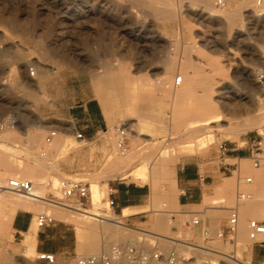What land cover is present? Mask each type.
<instances>
[{"label":"rangeland","instance_id":"rangeland-1","mask_svg":"<svg viewBox=\"0 0 264 264\" xmlns=\"http://www.w3.org/2000/svg\"><path fill=\"white\" fill-rule=\"evenodd\" d=\"M168 1L174 4L175 12L170 19L158 15L152 9L154 7L150 6ZM211 1L214 4V0ZM230 1L232 0H228L221 11L227 9ZM197 3L199 0H0V126L12 114L26 118V113L12 109L11 106L20 101L27 102L28 88H33L37 93L39 67H48L51 70L53 67L57 68L56 76L63 80L65 89L80 90L87 96H95L106 116L104 129L99 135L101 155L97 168L85 169L74 175L60 174L58 164L64 160L66 152H78L86 145L73 140L62 147L58 144L59 139H63L60 134L54 136L50 143H46L50 130H44L40 132L39 146L33 139L23 146L21 138L15 142L18 143V148L15 147L14 150L0 144V177H16L9 175L2 167L5 158L18 169L19 176L31 181L36 192L49 200H57L59 197L55 185L61 179L87 182L90 195L94 189L101 191H98L101 194L96 205H91L88 198L83 210L95 209L96 213L109 214L115 219L121 212L116 207L114 195L110 193L118 182L134 181L144 185L148 192L146 205L128 209L130 215L121 219L124 225L118 227L110 222L102 223L81 215L78 218V214L73 212L40 204L39 209L29 210L34 216V223L37 215L44 212H48L55 222L44 228L36 226L35 239L15 234L10 226L4 231L0 230V262L7 256V264H47L38 257L40 254L50 253L55 255L53 264H70L76 257L95 255L113 245L125 246L131 245V242L147 251L159 248L167 253L173 250L180 259L179 264L254 262L248 254L250 247L245 250L251 244L247 223L255 218L264 220V180H260L263 189L260 188L259 194L254 192L255 176L251 185L245 184V178L254 172L251 161L240 164L242 173L238 190L252 194V199L239 208V227L242 223L245 231L242 237L239 235V227L234 237L218 236L224 227L219 222L229 219V208L235 204L236 174L229 197L218 190L206 204L213 210L209 216L182 213L170 201L157 198L159 200L156 202L155 198L156 194L169 192L170 182L173 181L170 175L173 170L176 173L180 159H196L201 167L209 163L213 165L218 160L217 157L221 156L220 144L228 148L232 142L246 138L256 139L264 150V142H261L264 139V128L251 129L237 135L226 133L225 128L229 124L241 122L244 119L242 116L225 118L219 123L210 124V128L190 132L191 127H185L169 118L166 107L169 105L168 101H158L153 105L142 104V111L139 113L124 112L121 107H125L124 99L127 94L122 82L112 78L128 71L136 86L152 81L150 79L158 73L166 72L170 80L172 78L170 82L173 85L174 77L179 74L180 62L184 60L181 52L188 47L191 57L198 62V71L220 80L226 102L234 105L241 98L249 101L259 95L258 88L264 86V11L255 8L253 2L249 10L238 15L239 18L234 17V20L228 21L218 18L216 13L204 12ZM214 7L220 9L215 5ZM174 53L176 65L165 67L166 57L175 56ZM215 61L222 66L223 74L215 73ZM30 68L34 71L33 76L29 74ZM26 78L33 86L27 85L29 87L26 88L23 82ZM90 85L95 88L94 95L90 94ZM157 93L156 96L160 99V93ZM213 96L217 97L215 93ZM186 103L188 106L189 100ZM29 114L42 121L33 108ZM140 114H145L147 118L140 120ZM164 117L168 118L170 125L165 126L162 123L161 119ZM118 128L127 132L128 151L124 156H120L115 148ZM109 129L113 143L104 136ZM11 131L14 132L11 128L3 130L0 142L7 143L5 134ZM197 141H202L201 147L197 145ZM239 145L242 146L241 143ZM66 148L69 150L66 151ZM109 152L112 153L108 157ZM131 152L137 158L132 163L129 162L130 173L107 178L111 159L115 155L124 158ZM169 155H172V159L164 160V156ZM262 166L264 167V162ZM137 170H144L145 175L134 176L133 171ZM38 186L41 188L38 189ZM110 200L114 202L111 207ZM246 207H250L253 213L245 216ZM61 212L71 216L70 220L58 218L57 215ZM158 214L172 220L171 224H167L166 219L163 220L162 223L167 229L154 227ZM193 219H198L200 223L193 225ZM141 230L152 233H138ZM155 234L185 240L192 246L190 248L185 243L176 246L169 242L170 239L162 241L155 238ZM91 245H95L96 250L86 252ZM200 250L210 253L203 254ZM259 250L264 254V248ZM235 258H240L242 263L235 261Z\"/></svg>","mask_w":264,"mask_h":264},{"label":"crops","instance_id":"crops-1","mask_svg":"<svg viewBox=\"0 0 264 264\" xmlns=\"http://www.w3.org/2000/svg\"><path fill=\"white\" fill-rule=\"evenodd\" d=\"M54 71L57 73L58 69L51 70L48 67H39L40 79L36 83L37 93H35L33 88H28L26 91L27 102L20 101L17 104H12V109L16 108L26 113V118L24 119L18 114L9 116L8 119L14 118L16 123L11 128L14 131L10 132L12 135L11 143L7 142L4 145L14 150L15 147L18 148V143L15 142L19 138L22 139V145L26 146L27 142H30L32 138L30 136H33V134L40 136V132L44 130L56 131V135L60 134L65 141L63 139L58 141V144H61L62 147L70 144L73 140L86 145L78 152H66V157L58 164L59 173L74 175L85 169L93 170L99 165L101 155L99 135L104 129L106 116L95 96H87L80 90L65 89L63 80L57 78ZM23 82L26 84V88L29 87L27 85L33 86L27 78ZM90 87V94L94 95L95 88L92 85ZM32 108L42 121L36 120L29 114ZM77 134H81L82 137L77 138ZM104 136L106 140L111 142L110 129L104 133ZM39 142L40 139L35 141V144L39 146ZM256 142L257 140L252 138L232 142L227 148L228 153L223 157L218 156V160L216 159L213 165L209 163V165L205 164L201 167L200 162L196 159H180L176 167V173L173 170L171 175L173 181L170 179L169 192L167 193L169 198L167 200L178 206L182 213L199 214L201 216L211 215L213 210L206 204L218 190L224 196L229 197L234 174L237 175V193L241 186L240 173L242 171L240 170V164H247L251 160ZM261 142L263 143L264 139ZM240 143L242 146L239 145ZM68 150L69 148H66V151ZM261 150L264 154V150L262 148ZM111 153L109 152L107 156L109 157ZM253 170L254 172L250 176L256 177L254 192L259 194L260 188H262V182L259 179L262 178L264 180V167L261 165L258 169ZM110 195H114L116 207L121 213L124 209L144 207L148 198L145 186L134 181L118 182L116 188L111 189ZM29 212L20 210L15 212L9 223L11 225L10 229L15 234L25 235L27 239H35L36 225L34 216ZM226 223V219L219 222L223 226ZM248 248V254L254 262L264 261V254H261L259 250V248H264V245L251 243L246 250Z\"/></svg>","mask_w":264,"mask_h":264},{"label":"bare ground","instance_id":"bare-ground-1","mask_svg":"<svg viewBox=\"0 0 264 264\" xmlns=\"http://www.w3.org/2000/svg\"><path fill=\"white\" fill-rule=\"evenodd\" d=\"M227 1L228 0H226L224 6L226 5ZM253 2L255 5V8L260 9L261 11H264V6L258 7L255 4L254 0H253ZM253 2L250 0H243V1H238V2L232 0V1H230V4L228 5L227 9L222 10V11H221V8L224 6L218 7L220 9H216L214 7L215 4H212L211 0H199V3H197V4H199L202 7L203 11L206 13H209V14L216 13V16L218 18H223L225 20L231 21V20H234V17H238V15L242 11L249 10V8L252 6L251 3H253ZM173 5L174 4L172 2H169V1L150 4L151 7H154L152 9L155 12H157L158 15L165 16L169 19L172 18L174 13H175ZM236 20H237V18H236ZM229 26H230V24H229ZM190 52L191 51L188 47H185L181 52V54L184 57V60L182 62H180V65L178 67L179 74L177 75V76L182 77V83L179 85L180 87H178L174 84V79L177 76L174 77L173 85H172L170 82L172 80V78L170 80V76L168 74H166V72L158 73V74H156L155 77L150 79L152 81H149L147 79L149 82L145 81V83H143V84L139 83L136 86H134L136 83L135 84L132 83V78L130 77L131 75L129 74L128 71L127 72H121L117 75H114L112 78H114V79L116 78L122 82L124 90H125L124 92H126L125 94H127L125 99H124V100H126V102L123 100L125 103V107H121L122 111L139 113V111H142V104L153 105V104L157 103L158 101H162L163 103H164V101H168L169 105L166 106L165 104H163V106L167 107L168 113L170 114L169 118L174 119L176 121V123H181L185 127H191V130H189L190 132H194V131L196 132V130H203V129L210 128V124L217 123V122L219 123L220 120H223L225 118L229 119V118H236V117H242V116H244V119L241 122L236 123V124H229L228 127L225 128L226 133H228L230 135H237L239 133H242V132H245V131H248L251 129H263L264 128V86L258 88V91L260 94L257 95L255 98H252L249 101H243V99L241 98V100H239L237 103H235L234 105H231V104H229V102L225 101L224 94H223L224 88H223L220 80H215L214 78L208 76L206 73L199 72L197 67H196L198 62H196L191 57L192 54H190ZM174 55H175V53H174ZM164 63H165V67H167V68L173 67L174 65H176V55L175 56H173V55L167 56ZM53 69H56V68L53 67ZM213 69H214L216 74H220V75L223 74L222 66L219 65L218 61L214 62ZM38 73L40 74V72H38ZM33 75H34V72H33ZM212 76H214V75H212ZM130 85H131V87H130ZM117 90H116V92H117ZM121 91H122V88H121ZM157 92L160 93V96H161L160 99H158L156 96ZM214 93L217 96L215 98L213 96ZM119 95H121V94H119ZM122 95H123V93H122ZM237 99H239V98H237ZM187 100H189L188 106L185 105V104H187L186 103ZM147 115H149V114H147ZM139 118H140V120H143V119L147 118V116L145 114H140ZM161 120L165 126L170 125V121L168 120L167 117H164ZM117 131H118V129H117ZM223 132H224V130H223ZM226 133H224V134H226ZM134 136L136 137L137 135L135 134ZM5 137H6V141L8 140V142H9L12 138V135L10 132H8L5 134ZM30 137L33 138L32 141H37L38 139H40V136L34 135V134H33V136H30ZM30 137H28V138L30 139ZM182 137H179V138H182ZM63 141H64V139H63ZM118 141H119V137H118V135H116L115 148L119 152L120 156H124L125 153L128 151L127 147H125L124 152L121 151L118 148ZM10 142H9V144H10ZM111 143H113V140L111 141ZM196 143L200 147L203 144L202 141H197ZM0 144L4 145L5 143L0 142ZM116 154H118V153L116 152ZM120 156L115 155L111 159L110 164H109L110 169L108 170V177L107 178L110 179V177L123 176L125 174L130 173L129 172V166H131V165L129 164V162L131 161V163H132V160L137 158V156H134L133 152L128 153V155L124 158L120 157ZM169 159H172V155L171 156L169 155L168 157L164 156V160H169ZM142 160H143V158H142ZM2 167L4 168V170L9 175H14L17 178L24 179V178H22V176L18 175V173H17L18 169H15L14 166L10 163V161H8L5 158L2 161ZM13 170H15V172H12ZM24 172H25V170H24ZM133 173H134V176H138V177L145 175L144 170L133 171ZM260 179H259V181H260ZM56 186H57V184L55 185V188H56ZM37 188L39 189V188H41V186H38ZM97 188H99V187H97ZM98 191H97V189H94L92 192V195H90V189H89V198H90L91 205H94L97 202L98 196L101 194V193L98 194ZM99 192H101V191H99ZM34 194H35V197H28V196H24V195L12 193V192H3L0 195V205H1V209H0V230L4 231V230H6V228L11 226V225H9V223H10V220L12 218V215L15 212H18L19 210L20 211L36 210V209L40 208V204H46L48 206L59 207V208H62L63 210H65L67 212H73L75 214H78V218H79V215H81V216L90 218L92 220L98 221V222L100 221L102 223L110 222L112 224L117 225V227L121 226V225L123 226L124 223H122L121 219L130 215V213H128V209H124L122 211V213L120 214V216L115 219L109 214L106 215V214H101L99 212L96 213L95 209H94L95 212L91 211V208H90V210H83V208L70 209V208L63 207V206L61 207L60 205L58 206L57 204L50 202L49 199H47L45 196L38 194L35 190V186H34ZM157 198H159L160 200H167V198H169V194H167V193L166 194L164 193L161 195L156 194L155 200ZM159 199H157L156 202ZM251 199H252V195H251ZM250 200H248V201H250ZM239 208H238V212H239ZM45 211H47V210H45ZM44 213H46V212H44ZM250 213H253L252 209H250V207L244 208V215L245 216L250 215ZM57 216H58V218L62 217L65 221H69L70 220L69 217H71L67 213H63V212L59 213ZM164 219H166L167 224L172 223V220L170 218H168V217L164 218L160 214H158L156 216V219H155L154 227L155 228H161L163 230L167 229V227L165 225H163V223H162ZM72 221H74V220L72 219ZM160 223H162V224H160ZM35 224H36V220H35ZM238 227H239V221H238ZM238 227H237V230H238ZM244 232H245L244 226L242 225V223H240L239 235L242 237L244 235ZM138 233L147 235V234L152 233V232H149L147 230H141ZM155 235L157 237H155L153 235L152 236L159 239V240H162V241H168V240H166V238L170 239L169 242L174 243L176 246H180L183 243H185L186 245L188 244L190 248L192 246L191 243L185 242V240L181 241L178 239L168 237L164 234H155ZM78 237H80V236H78ZM115 244H116V242H115ZM131 245H135L134 242H131ZM249 245H251V244H249ZM238 246H239V244H238ZM157 249H159V248H157ZM246 249L247 248H245V250ZM95 250H96L95 245H91L90 247H88V249H86V252H94ZM200 251L203 254H209L210 253V252H207L204 250H200ZM210 251L216 252L215 250H210ZM8 258L9 257L4 256L3 260L0 262V264L9 263ZM234 260L239 262V263H242L240 261V258H235ZM10 264H11V262H10Z\"/></svg>","mask_w":264,"mask_h":264},{"label":"built area","instance_id":"built-area-1","mask_svg":"<svg viewBox=\"0 0 264 264\" xmlns=\"http://www.w3.org/2000/svg\"><path fill=\"white\" fill-rule=\"evenodd\" d=\"M258 7L264 6V0H254ZM226 0H214L217 7L224 6ZM33 70L29 69L30 76H33ZM182 83V77L177 76L174 79V84L179 86ZM15 119L10 118L3 122L0 126V135L4 129L13 128L15 126ZM56 135V131H50L46 138V143H50L51 139ZM117 135L119 137L118 148L125 151L127 132L125 129L118 128ZM81 134H77V138H81ZM220 155L223 157L228 153L227 148L220 144ZM251 166L253 169H258L264 162V154L261 150V143L257 142L254 145V150L251 156ZM244 182L250 185L253 182V177L248 176ZM49 186V183H47ZM59 197L57 200H49L50 202L61 205L70 209L82 208L89 198V185L87 182L73 179H61L57 182L55 188ZM3 192H12L28 197H35L34 185L31 181L20 179L17 177L1 178L0 177V195ZM251 199V194L248 192H240L239 190L235 196V204L229 208L230 216L222 231L218 233L219 237L228 235L234 237L237 233L239 212L238 208L246 201ZM110 207L114 205L113 200L109 201ZM264 207V200H263ZM37 228L47 227L55 222L54 218L49 213H41L36 217ZM198 219H193V225L199 224ZM248 239L251 243H259L264 245V220L250 219L247 223ZM39 260L47 264L55 262V255L50 253L40 254ZM180 259L175 251L164 253L160 249L144 250L138 245H113L108 250L102 251L95 255L76 257L70 264H179ZM250 264H264L263 262H252Z\"/></svg>","mask_w":264,"mask_h":264}]
</instances>
